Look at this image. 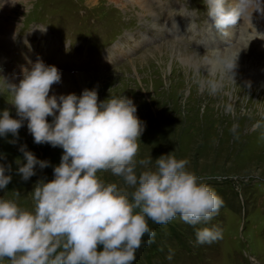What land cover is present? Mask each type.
Here are the masks:
<instances>
[{
	"label": "rangeland",
	"instance_id": "374dc122",
	"mask_svg": "<svg viewBox=\"0 0 264 264\" xmlns=\"http://www.w3.org/2000/svg\"><path fill=\"white\" fill-rule=\"evenodd\" d=\"M246 16L221 33L205 0H0V112L8 108L15 117L2 77L18 83L22 67L39 58L61 72L50 95L97 88L100 101L110 94L131 98L145 122L136 158L151 156L152 167L174 151L222 197L206 225L193 227L179 216L167 224L149 219L154 242L145 235L133 264H264V15ZM236 54L233 81L219 60ZM213 80L220 84L214 93ZM12 139L0 137L12 169L0 196L31 210L33 185L54 178L63 149L34 143L27 121L17 144ZM22 144L50 162L27 182L15 163ZM98 176L123 184L109 172ZM212 225L222 238L197 244L195 228Z\"/></svg>",
	"mask_w": 264,
	"mask_h": 264
},
{
	"label": "clouds",
	"instance_id": "9594fccd",
	"mask_svg": "<svg viewBox=\"0 0 264 264\" xmlns=\"http://www.w3.org/2000/svg\"><path fill=\"white\" fill-rule=\"evenodd\" d=\"M207 15L216 30L226 33L251 10L264 15V0H205ZM239 54V53H238ZM238 54L220 58V66L234 81ZM22 67L18 83L3 78L12 97L15 117L0 112V137H13L27 128L36 144L60 147L63 154L54 167V178H41L30 196L33 208L21 207L17 199L0 196V260L9 264H133L145 235L154 242L148 220L167 224L179 216L193 227L209 224L224 201L204 178L187 167V159L175 152L154 159H137L145 122L137 106L125 95H109L103 101L97 88L81 95H50L60 83L61 72L41 59ZM0 71H3L0 68ZM219 82L210 81L214 93ZM48 117H52L51 123ZM256 128L262 127L260 122ZM17 174L27 182L36 168L50 166L19 146ZM0 152V190L12 180L11 164ZM109 172L123 184L103 181L98 173ZM15 196H20L14 191ZM196 243L211 244L222 238L216 225L195 228ZM171 258V257H169Z\"/></svg>",
	"mask_w": 264,
	"mask_h": 264
},
{
	"label": "bare ground",
	"instance_id": "6f19581e",
	"mask_svg": "<svg viewBox=\"0 0 264 264\" xmlns=\"http://www.w3.org/2000/svg\"><path fill=\"white\" fill-rule=\"evenodd\" d=\"M249 14H250V11H249ZM248 15V14H247ZM246 16V15H245ZM247 17V16H246ZM261 66H263V65H261ZM264 67V66H263ZM256 72V71H255Z\"/></svg>",
	"mask_w": 264,
	"mask_h": 264
}]
</instances>
